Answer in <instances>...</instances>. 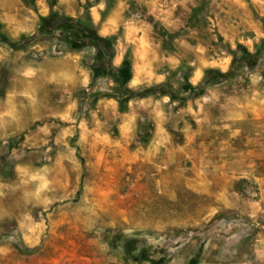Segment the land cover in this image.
Masks as SVG:
<instances>
[{"label":"rangeland","instance_id":"374dc122","mask_svg":"<svg viewBox=\"0 0 264 264\" xmlns=\"http://www.w3.org/2000/svg\"><path fill=\"white\" fill-rule=\"evenodd\" d=\"M50 1L0 0V264H264V0Z\"/></svg>","mask_w":264,"mask_h":264},{"label":"crops","instance_id":"0c3cea01","mask_svg":"<svg viewBox=\"0 0 264 264\" xmlns=\"http://www.w3.org/2000/svg\"><path fill=\"white\" fill-rule=\"evenodd\" d=\"M49 66L50 65L47 62H45V63L41 64V66L39 68L38 67H35V68H36V70L39 69L42 72H46V71H48Z\"/></svg>","mask_w":264,"mask_h":264},{"label":"trees","instance_id":"16d2710c","mask_svg":"<svg viewBox=\"0 0 264 264\" xmlns=\"http://www.w3.org/2000/svg\"><path fill=\"white\" fill-rule=\"evenodd\" d=\"M50 4H51L52 7H54L55 6V1L54 0L50 1Z\"/></svg>","mask_w":264,"mask_h":264},{"label":"built area","instance_id":"2783aa9c","mask_svg":"<svg viewBox=\"0 0 264 264\" xmlns=\"http://www.w3.org/2000/svg\"><path fill=\"white\" fill-rule=\"evenodd\" d=\"M35 56L37 57V54H35Z\"/></svg>","mask_w":264,"mask_h":264}]
</instances>
